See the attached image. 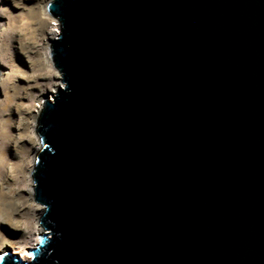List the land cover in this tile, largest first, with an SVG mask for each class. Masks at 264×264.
Listing matches in <instances>:
<instances>
[{
  "label": "water",
  "instance_id": "95a60500",
  "mask_svg": "<svg viewBox=\"0 0 264 264\" xmlns=\"http://www.w3.org/2000/svg\"><path fill=\"white\" fill-rule=\"evenodd\" d=\"M30 259L264 264V0H50Z\"/></svg>",
  "mask_w": 264,
  "mask_h": 264
},
{
  "label": "rangeland",
  "instance_id": "374dc122",
  "mask_svg": "<svg viewBox=\"0 0 264 264\" xmlns=\"http://www.w3.org/2000/svg\"><path fill=\"white\" fill-rule=\"evenodd\" d=\"M49 1L0 0V254L30 248L43 231L29 175L39 148L33 124L41 100L63 85L49 56L57 36Z\"/></svg>",
  "mask_w": 264,
  "mask_h": 264
},
{
  "label": "bare ground",
  "instance_id": "6f19581e",
  "mask_svg": "<svg viewBox=\"0 0 264 264\" xmlns=\"http://www.w3.org/2000/svg\"><path fill=\"white\" fill-rule=\"evenodd\" d=\"M49 14V13H48ZM50 15V14H49ZM50 31H57V29H55V27H53V29H51ZM56 35V34H55ZM54 35V37H52V38H50V41L52 40V39H54L56 36ZM49 41V42H50ZM62 86V85H61ZM59 88V87H58ZM53 93L54 92H51V96L53 95ZM0 129H1V126H0ZM3 132V131H2ZM39 147H40V143H39ZM38 150H39V148H38ZM0 153L2 154V148H0ZM0 154V164H2L3 163V161H5V158H3L4 156V154L3 155H1ZM38 204V203H37ZM40 205V204H39ZM43 208V207H42ZM42 211H43V209H42ZM42 211H41V213H42ZM40 213V214H41ZM38 234V233H37ZM37 238H35V242L34 243H32L33 245V247L37 244ZM30 247V248H33V247ZM25 248H26V246L25 247H23L22 249H21V251H20V253H18L23 259H26V260H28V259H30V254L29 253H27V251L25 250ZM7 251V250H6ZM6 251H2V253L1 254H3L4 252H6Z\"/></svg>",
  "mask_w": 264,
  "mask_h": 264
}]
</instances>
